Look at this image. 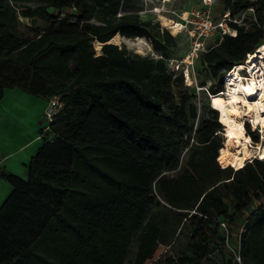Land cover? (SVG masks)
Segmentation results:
<instances>
[{
	"label": "trees",
	"instance_id": "obj_1",
	"mask_svg": "<svg viewBox=\"0 0 264 264\" xmlns=\"http://www.w3.org/2000/svg\"><path fill=\"white\" fill-rule=\"evenodd\" d=\"M220 1L232 17L254 12L247 24L229 23L234 37H216L198 54L215 80L199 82L208 95L264 43V0ZM116 34L146 38L160 58L109 43ZM175 44L126 0H0V100L11 88L53 96L46 74L68 79L27 179L0 171L11 187L0 205V264H141L159 209L178 216L177 237H186L182 255L167 264H201L214 247L226 256L221 222L242 226L245 264H264V159L222 166L224 126L209 102L199 118L182 74L170 72ZM244 127L257 143L258 129Z\"/></svg>",
	"mask_w": 264,
	"mask_h": 264
},
{
	"label": "rangeland",
	"instance_id": "obj_2",
	"mask_svg": "<svg viewBox=\"0 0 264 264\" xmlns=\"http://www.w3.org/2000/svg\"><path fill=\"white\" fill-rule=\"evenodd\" d=\"M127 3V9L133 12H136L140 15V17L143 20H152V21H158L160 25L168 29L169 33L173 36H176V44L174 51L169 52V59H168V66L169 64H173L175 68L179 67V70L184 67V64L181 62L184 60L186 54L189 52L192 46L191 40L188 38L187 29L190 27V24H184V18L187 20H191V12H194L196 10L202 11L204 8L202 6V0H126ZM224 12L223 3L220 0H217L210 8V14L213 21H217L221 14ZM168 19L171 21H175L177 23H182L183 25H187L186 28H181L178 33H175L174 30L166 25L163 24L162 19ZM241 17H238V19ZM242 19V22L240 25H243V22L251 21V18L245 14V16ZM22 23L24 26L27 27H38L43 28L44 23L40 20L35 21H29L27 19L22 18ZM247 26V25H246ZM216 39V35H212L208 37L204 43V49H206L208 46L214 44ZM114 44V43H112ZM134 44V45H133ZM117 45L119 48L125 47L128 51L138 54L140 56L158 59L160 58L159 54L156 53L149 43V41L146 38H141L140 40L138 38H131L126 39L122 38ZM94 49L97 54H100V46L97 45V43L94 44ZM203 52V51H202ZM199 54V53H198ZM259 63L264 65V60H260ZM190 72V79L192 81V84L189 85V88L191 89V92H193V97H191V102L196 106L197 108V114L198 117L201 118L202 116H206L208 108L206 107L207 102H209V108L210 106V100L209 95L207 91H205V87H199L200 81L206 82V87H208L210 84H213L215 80L210 77L208 71L202 67L199 63V60L196 61L194 59L193 64L189 68ZM251 73V72H250ZM250 73L248 75H250ZM241 76H245V71L242 70L240 72ZM257 75H260L257 73ZM255 74V76H257ZM48 77L50 83L52 84V87L54 88V93L56 96L59 95V92H61V88L67 84L68 79L65 76L57 75V74H46ZM184 87H187V85L184 83ZM225 88V84L223 85V89ZM52 91V92H53ZM24 91L18 89V88H11L6 89L4 91V99L1 101L0 106L3 108V111H8L13 113L18 118V123L21 126L29 127L33 123L34 120V112L36 110V106L34 105L33 101L28 98H33V96L28 97ZM51 96L46 97L47 100ZM39 98H43L40 97ZM36 104V103H35ZM38 105V104H36ZM219 120V118H218ZM250 121V118L243 117V123H247ZM25 123V124H24ZM24 124V125H23ZM4 128V120L3 117H1L0 113V128ZM39 127V140L41 143V135L42 136H48L49 132H43V123L38 126ZM251 130H254V126H251ZM4 130L0 133V138H4ZM259 132V141L257 143H254L252 139L248 136L250 139V145L255 148L258 143L263 144L264 147V127H258ZM244 134L246 135L245 129ZM223 139V147H225V130L222 134ZM254 157L260 158L258 155V151L256 152L254 149H251V153L244 159L242 165ZM219 158L222 166L227 165H233L232 167L238 168L236 166V163L229 161L228 163H224V161L221 160V156L219 153ZM220 164V165H221ZM27 179V177H26ZM25 179V180H26ZM158 216L160 219L159 222V229L155 236L154 242H153V249L151 252V255L149 258L145 260V262L141 264H167V258L173 257L177 258L182 255L185 249L186 244V237L184 235L178 236V233L181 228V224L178 223V216L175 213L172 212H166L165 210L159 209L158 210ZM240 232L239 226L235 227H227V232L223 230V234L225 236V239L227 237V240L230 244H235L238 234ZM228 233V235H227ZM225 240L223 243V247L227 253V255H223L222 251L220 249H217V247H214L212 253L209 255L208 259L201 262V264H225V260L227 257H232L227 252V247L225 245ZM237 264V263H235ZM241 264H245L243 261H241Z\"/></svg>",
	"mask_w": 264,
	"mask_h": 264
},
{
	"label": "bare ground",
	"instance_id": "obj_3",
	"mask_svg": "<svg viewBox=\"0 0 264 264\" xmlns=\"http://www.w3.org/2000/svg\"><path fill=\"white\" fill-rule=\"evenodd\" d=\"M162 20L163 24L172 28L175 33L180 29L179 23L164 18ZM121 39L122 37L116 34L109 42L118 44ZM97 45L100 46L99 43ZM260 60H264V43L248 56L246 64L251 72L249 77L242 79L239 71L243 69V63L237 64L227 75L225 88L217 94L209 95L210 106L218 111L219 122L225 130V147L219 150L221 160L225 164L232 161L238 168L251 153V149L258 151L260 158L264 157L263 144L258 143L253 148L250 139L244 134L243 127L245 116L250 118L254 127H264V78L256 79L257 76L252 73V69L257 67Z\"/></svg>",
	"mask_w": 264,
	"mask_h": 264
},
{
	"label": "built area",
	"instance_id": "obj_4",
	"mask_svg": "<svg viewBox=\"0 0 264 264\" xmlns=\"http://www.w3.org/2000/svg\"><path fill=\"white\" fill-rule=\"evenodd\" d=\"M217 0H202V6L203 10H196L194 12H191V20H187L184 18V24H190V27L187 29V34L188 38L192 42L191 49L189 52L186 54L184 60L181 62L184 64V67L179 70L178 68H175L173 64H169L170 67L168 66L169 70L171 73H176V74H182L183 76V82L189 86L192 84V81L190 79V72L189 68L193 64L194 59L198 57V53L204 51V43L206 39L212 35H216V37H219L220 39L223 36H231L234 37L236 35V30L232 28L229 23H236L238 25L241 24L242 19L247 12H254L253 8L250 7L247 10L243 11L240 13V15L232 17L229 12H225L221 15V17L217 21H213L211 18L210 14V8L211 6L216 2ZM238 17H241L238 19ZM181 28H186L187 25H183L182 23H179ZM180 29L178 30V32ZM176 32V33H178ZM175 36V35H174ZM258 49V48H257ZM256 49V50H257ZM255 50V51H256ZM248 54L246 56V59L243 62V69L245 71V76H240L242 77L243 80H245L250 73L249 71V66L246 64L248 60ZM259 63V61H258ZM257 63V64H258ZM237 66H233L231 70L225 72L223 76V82L225 84V80L227 75ZM240 70L239 73L242 71ZM252 73L255 75L259 73L260 75H257L256 79L264 78V65L258 64L256 68L252 69ZM63 107V102L62 100L56 96L53 95L47 100V104L44 110L43 114V132H50L51 128L50 125L53 122V119L55 116L61 111ZM220 227L227 232V225L223 222L219 223ZM242 230V226H240V232L238 234L237 240L235 244H230L227 240V237L225 239V245L227 247V252L230 254L232 257V260L234 263L241 264L242 258L240 254V233ZM228 235V233H227Z\"/></svg>",
	"mask_w": 264,
	"mask_h": 264
},
{
	"label": "crops",
	"instance_id": "obj_5",
	"mask_svg": "<svg viewBox=\"0 0 264 264\" xmlns=\"http://www.w3.org/2000/svg\"><path fill=\"white\" fill-rule=\"evenodd\" d=\"M3 99L4 96L0 100V103H2ZM28 99L33 101L36 110L33 116V123L27 128L18 123V118L13 113L3 111V108L0 106V113L5 127V129L3 127L0 128V133L2 130L5 131V137L0 138V171L14 174L23 180L27 177V167L31 157L35 155L41 146L38 126L42 124L47 104L46 97L39 98L38 96H33V98ZM10 192V185L0 178V205Z\"/></svg>",
	"mask_w": 264,
	"mask_h": 264
},
{
	"label": "water",
	"instance_id": "obj_6",
	"mask_svg": "<svg viewBox=\"0 0 264 264\" xmlns=\"http://www.w3.org/2000/svg\"><path fill=\"white\" fill-rule=\"evenodd\" d=\"M109 43H110V42H109ZM101 46H102V45L100 44V48H101Z\"/></svg>",
	"mask_w": 264,
	"mask_h": 264
}]
</instances>
